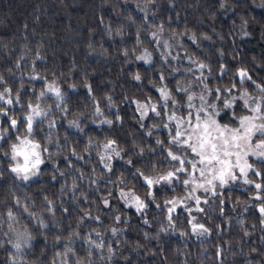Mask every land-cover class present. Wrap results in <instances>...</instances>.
Masks as SVG:
<instances>
[{
  "label": "clouds",
  "instance_id": "obj_1",
  "mask_svg": "<svg viewBox=\"0 0 264 264\" xmlns=\"http://www.w3.org/2000/svg\"><path fill=\"white\" fill-rule=\"evenodd\" d=\"M256 184L264 0H0V264H264Z\"/></svg>",
  "mask_w": 264,
  "mask_h": 264
},
{
  "label": "snow or ice",
  "instance_id": "obj_2",
  "mask_svg": "<svg viewBox=\"0 0 264 264\" xmlns=\"http://www.w3.org/2000/svg\"><path fill=\"white\" fill-rule=\"evenodd\" d=\"M246 119V118H245ZM245 119L241 120V128L240 129H233L231 133H228L226 130L219 128L217 126V130L219 131V135L222 138V146H218L216 143H214L209 134H208V124L205 123L203 125L204 134H203V142L200 145V148L203 152H205L204 155H202V162L207 161L208 163L216 162L219 165H221L220 170L217 174V178L220 179L222 182L226 183V177L228 175H232L234 177L235 173L233 171V168L236 167L239 169L242 175H246V169L250 168V165L245 162H241L240 154L238 152L234 153L231 151V148L233 147H239L240 141L243 139V137L251 133L253 130L252 125H245ZM197 120L199 121V117H197ZM197 127H200L198 124ZM195 151V149H193ZM221 152L223 153V156H221ZM235 155L237 157L235 166L233 165L232 160L230 159L231 156ZM257 175H261V173L257 172ZM149 184H151V181H148ZM255 188L257 192L264 188V185L262 184H256ZM257 200L261 199V196L259 194L255 197ZM105 207H109L110 203L109 201H104ZM176 209L170 208L169 209V220L172 219L171 213L175 211ZM203 209H201L202 211ZM259 216L264 217V205L259 206L256 209ZM99 220V218H97ZM120 217H116V222L119 223ZM190 222V221H189ZM222 227V226H221ZM205 226L200 224H192V230L193 232L197 231V229H204ZM113 233H115V229H112ZM218 256H223L222 250H218L217 252Z\"/></svg>",
  "mask_w": 264,
  "mask_h": 264
},
{
  "label": "trees",
  "instance_id": "obj_3",
  "mask_svg": "<svg viewBox=\"0 0 264 264\" xmlns=\"http://www.w3.org/2000/svg\"><path fill=\"white\" fill-rule=\"evenodd\" d=\"M67 23H68V20H67V19H61V20L58 22V27L63 28ZM257 214H258V213H257ZM219 258L222 259L223 256H220Z\"/></svg>",
  "mask_w": 264,
  "mask_h": 264
}]
</instances>
